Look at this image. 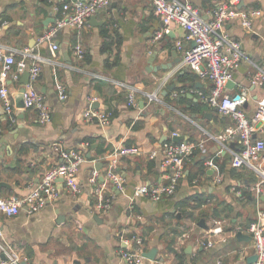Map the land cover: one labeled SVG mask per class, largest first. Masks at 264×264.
Listing matches in <instances>:
<instances>
[{"label": "crops", "instance_id": "crops-1", "mask_svg": "<svg viewBox=\"0 0 264 264\" xmlns=\"http://www.w3.org/2000/svg\"><path fill=\"white\" fill-rule=\"evenodd\" d=\"M226 1L189 0L203 16ZM54 6L51 0H0V46L6 54L29 48L40 56L35 88L52 116L41 126L35 111L19 107L16 94L25 72L17 81L6 79L13 114L9 119L0 106V199H20L35 188L46 170L62 162L56 148L85 157L78 173L81 193L73 197L60 188L58 199L35 215L25 210L13 218L0 215V242L14 245L27 264H128L121 253L133 252L134 247L122 240L132 235L144 241L142 254L157 250L155 262L142 258L136 264H248L255 255L253 241L239 240L236 234L251 238L247 227L258 211L264 212V183L256 203L254 187L262 177L233 169L229 151L217 142L232 122L191 93L200 90L207 95L210 84L191 70L178 69L175 43L184 42V31L173 27L155 41V32L163 27L153 14V0H111L87 21L80 39L73 30H60L53 56L49 46L38 41L58 19ZM238 8L263 13L251 31L238 22L225 26L241 44L246 60L234 71L224 94L232 97L246 90L243 110L251 117L264 99V87L251 83L252 64H264V0H242ZM77 43L84 50L81 61L72 53ZM172 63L170 71L154 72ZM57 84L65 89L64 101L58 98ZM172 86L164 97L163 91ZM132 89L136 106L127 105ZM143 94L155 95L156 100L149 102ZM92 103H98L92 110L112 113L108 126L84 121L83 113ZM176 138L193 144L194 150L184 162L175 194L151 202L137 189L164 183L167 172L161 168L162 154L149 156ZM253 138L264 140V127ZM120 146L139 150L137 156L118 162L116 172L125 181L124 189L115 190L99 177L97 195L89 177L98 163L102 174L106 156ZM260 166L264 173V164ZM102 199L110 201L104 211L97 207ZM201 220L207 229L198 226Z\"/></svg>", "mask_w": 264, "mask_h": 264}, {"label": "built area", "instance_id": "built-area-1", "mask_svg": "<svg viewBox=\"0 0 264 264\" xmlns=\"http://www.w3.org/2000/svg\"><path fill=\"white\" fill-rule=\"evenodd\" d=\"M55 3L53 10L58 14L55 24L39 39V44H47L54 56L58 46L54 39L62 29L73 30L80 39L87 21L108 8L111 0H51ZM242 0H228L219 3L211 12L203 16L193 7L189 0H153V14L162 24V31L154 34V40H159L162 33L168 32L173 27L184 31V42L175 43V50L180 53L178 69L193 71L200 79L210 84V90L204 95L200 90H191L203 102L232 122L224 133L218 138L219 145L229 151L230 165L233 169H246L257 172L262 181L254 187L256 203L259 202L264 183V173H260L264 164V140L254 139L257 130L264 127V99L258 102L251 117L243 110L248 100V92L241 90L235 96L224 94L227 84L232 82V75L246 60L241 44L232 39L225 30L229 23L238 22L246 31L252 30L254 20L262 16L261 10H241L238 8ZM73 56L81 61L84 50L80 43L72 48ZM18 54L19 60L15 61ZM40 56L32 49L24 48L18 52L6 54L0 46V106L3 113L12 119L13 104L6 84V79L17 81L23 72H28L29 83L23 94L26 108L35 111L37 123L41 126L51 122V111L44 97L35 88V83L40 74ZM254 78L253 85L264 87V64H252ZM58 98L64 101L67 96L62 85L57 84ZM136 93L132 89L127 94V105L136 106ZM149 102L155 101L156 96L145 95ZM234 97H238L237 100ZM111 112H96L90 108L84 111L83 119L88 123H97L101 127L109 125ZM1 125V124H0ZM1 133V126H0ZM173 136H176L174 134ZM234 145V149L229 147ZM84 147H88L87 144ZM61 157V163L46 170L39 183L29 193L16 200L0 199V215L6 218L18 216L21 210L32 216L39 213L49 202L58 199L59 190L62 188L70 196L81 193L78 181L80 167L86 163L85 157L79 151H62L56 148ZM194 150L193 144L187 142L163 143L158 150L150 154L153 159L159 153L164 156L161 168L167 172L165 182L161 184L144 186L137 189V193L151 202H160L170 198L177 190L179 181L183 177L184 162ZM139 154L134 146H120L106 156L104 172L93 170L89 177V184L100 195L101 189L97 187V179H102L115 190L122 191L125 186L124 179L116 172L121 158H133ZM110 206L108 199L99 200V210H106ZM247 231L254 244L256 262L264 264V212L258 211L255 220L249 224ZM125 244H132L133 252L121 253V258L128 264H136L142 257L144 242L138 236H125ZM208 247L211 244H207ZM0 264H27L19 250L12 244L0 242Z\"/></svg>", "mask_w": 264, "mask_h": 264}, {"label": "water", "instance_id": "water-1", "mask_svg": "<svg viewBox=\"0 0 264 264\" xmlns=\"http://www.w3.org/2000/svg\"><path fill=\"white\" fill-rule=\"evenodd\" d=\"M81 1L84 2L85 0H81ZM91 18H93V17H91ZM151 57L153 59L155 57V54H153ZM173 65H174L173 63L172 64H167V65H162L159 68L155 69L154 72H158V71H164V72L170 71L172 69ZM28 83H29V74H28V72H25L23 74V78L20 80L21 88H20L19 92L16 94L18 100L21 101V104L19 105V107H23L24 106L23 94L25 92V88H26V86H27ZM229 84H231V82L228 83L227 86ZM172 89H173V86L171 88L170 87H167L166 90L163 91V96L164 97L167 96V94H168L167 92L172 91ZM234 99L237 100L238 97H234ZM96 107H98V103H92L90 106L88 105L87 108L94 109ZM143 107H144V102L143 101H140L139 102V109H143ZM173 141L175 143H179L180 142V138L173 139ZM94 148H95V146L94 145H91V149H94ZM230 148L231 149H234V145L231 144L230 145ZM87 159L90 160V156L89 155L87 156ZM227 159H230V156H227ZM98 165H100V166H97V164L95 165V168L94 169L96 171H99L100 170L101 164L98 163ZM100 180L103 181L102 178H100ZM1 187H2V184L0 183V188ZM176 217H177V219H179L180 218L179 214H177ZM204 223H205L204 220H201L199 222L198 226L201 227V228H203V229H207V227L205 226ZM236 238L239 239V240H247V239L248 240H251V238L249 236H244L240 232L236 234ZM156 253H157V250L156 249H151L148 252L143 253L142 254V257L144 259H146V260L151 261V262H155L156 259H157L156 258ZM256 259H257L256 258V255H254L253 257H251V258H249L247 260V263L248 264H254L256 262Z\"/></svg>", "mask_w": 264, "mask_h": 264}, {"label": "trees", "instance_id": "trees-1", "mask_svg": "<svg viewBox=\"0 0 264 264\" xmlns=\"http://www.w3.org/2000/svg\"><path fill=\"white\" fill-rule=\"evenodd\" d=\"M113 115H114V114H113ZM189 218H193V215H192V214H190V215H189ZM195 221H196V219H195ZM143 242H144V241H143Z\"/></svg>", "mask_w": 264, "mask_h": 264}]
</instances>
